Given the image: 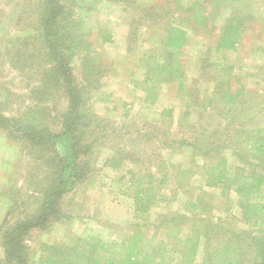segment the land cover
Listing matches in <instances>:
<instances>
[{"label":"rangeland","instance_id":"rangeland-1","mask_svg":"<svg viewBox=\"0 0 264 264\" xmlns=\"http://www.w3.org/2000/svg\"><path fill=\"white\" fill-rule=\"evenodd\" d=\"M60 2L69 16L58 22V41L79 89L80 123L87 125L80 131L79 141L91 149L81 157L87 162L85 182L57 202V213L46 226L26 234L28 264L37 262L44 242L68 243L78 235L120 240L128 235L141 221L134 216L130 194L135 186L129 182L130 177L149 170L158 182L161 164L168 167L169 179L158 189L173 200L155 207L151 221L172 209L188 214L182 221L190 228L195 227V212L197 217H207L205 224L222 223L236 233L248 228L240 220L233 192L222 187L194 188L202 180L200 174L184 182L189 184V191L178 189L181 177L176 178L177 170L171 165L200 169L206 158L177 142L173 148L167 145L182 137L194 142L202 131L215 133L223 141L241 129L244 117L233 118L238 109L230 112L218 92L222 81L228 80L234 93L237 88L245 91L242 99L249 102L245 112L257 116V124H264V53L257 51L258 47L264 49V0ZM38 4L39 0H0V113L46 135L61 130L69 96L64 82L57 83L54 76L48 87L43 83L46 89L40 85L41 68L51 60L43 47ZM142 7L153 9L151 17L140 14ZM230 16L243 22L242 40L236 49L217 50V36ZM170 18L180 19L177 23L187 30L188 41L172 60L184 74L182 90L170 68L163 67L160 79L157 76L145 81L159 56L162 63L165 60L167 49L159 46V40ZM104 34H111L113 41L103 43ZM89 52L101 55L95 64L106 70L99 72V87L88 84L82 70V56ZM233 65L236 68L230 69ZM152 92L154 99L149 97ZM205 103L211 104L210 111ZM218 124L222 125L215 132ZM54 156L47 144L37 143L16 127L0 122V264H5L2 232L34 215L41 189L54 176L50 173ZM229 156L234 160L231 153ZM133 157L138 159L136 163ZM199 194L204 195L203 207L195 211L184 204ZM257 199L264 200V187ZM232 215L239 222L230 220ZM245 235L249 242L250 237ZM201 240L205 242L204 237ZM202 257L200 254L196 260Z\"/></svg>","mask_w":264,"mask_h":264},{"label":"trees","instance_id":"trees-1","mask_svg":"<svg viewBox=\"0 0 264 264\" xmlns=\"http://www.w3.org/2000/svg\"><path fill=\"white\" fill-rule=\"evenodd\" d=\"M123 1L127 2V0ZM37 10L41 20L40 34L43 47L51 60V63L49 61V64L41 68L40 85L43 87L45 82L48 87L52 76L57 83L63 81L69 96V105L61 121V130L46 135L40 134L36 129L30 130L21 121L13 122L0 113V122L16 127L27 138L37 143L47 144V148L55 154L51 159L55 162V166L50 168V173L54 172V176L51 182L41 189V200L34 215L18 220L2 232L5 264H28L30 249L24 243L26 234L46 226L51 216L57 213V202L85 182L87 162L81 157L91 149L90 145L81 144L79 141L80 131L86 130L87 125L80 123L79 89L73 81L72 69L67 62L65 52L60 48L57 36L58 22L65 15L69 16V13L65 11L60 0H39ZM140 10V14L145 18L153 14V9L149 7H142ZM235 20H237L235 16H230L221 34H218L215 45L217 50L236 49L240 44L243 22ZM177 21L170 18L165 34L161 41L159 40V46L167 49L165 60L162 63V55L159 56V62L148 70L145 81H153L155 77L161 75L163 67L170 68L172 73L177 75L179 88L182 90L184 74L180 72V66H174L172 60L188 41V37L187 30ZM64 29L66 31L68 27ZM101 41L112 42L113 37L111 34H104ZM259 48L257 51L263 50L264 53V49ZM92 52L82 56V70L88 84L99 87V79L102 76L100 73L106 70L101 71L99 66H96L95 63L100 60L101 55ZM234 68L235 65L230 67V69ZM158 77L157 80L160 79V76ZM236 78L239 80L241 76L238 75ZM220 85L218 92L221 93L220 96L223 97L230 112L238 109L236 117L233 118L244 117L240 124L241 129L235 130L233 138L231 134L229 139L223 141L218 140L215 133L204 134L202 131L199 132L198 138L195 137L194 142L182 137L172 140L173 142L167 147L173 148L174 143L177 142L178 146H188L193 152L198 151L206 158L200 169L171 165L177 170L176 178L181 177L178 189L189 191V184L184 182L193 175L200 174L202 180H199L200 183L194 188L222 187L233 192L238 202L240 220L248 225V228L236 233L230 226H224L222 223L221 225H213L212 222L205 224L208 222L207 217H197V212L194 215L195 227L190 228L182 221L188 219V214H180L172 209L167 210V213H159L151 221V213L155 207L163 203L170 204L173 200L167 199L159 190L167 185L169 179L168 167L161 164L159 166L161 177L158 182L155 173L149 170L144 173L142 171L134 173L130 177L129 182L135 186L134 192L130 194L133 197L134 216L141 221L134 224L136 228L128 235L120 240H106L96 236L86 238L78 235L72 237L68 243L44 242L40 246L39 258L35 264H264V200L257 199L264 187V124H257L255 122L257 116L245 112L249 102L242 99L245 93L243 89L237 88L235 93L232 92L228 80L222 81ZM149 97L154 99V93L152 92ZM208 105L210 111V103H205V109H208ZM40 113L43 117V112ZM221 125L218 124L215 132ZM93 129L92 132L95 133L94 123ZM226 148H230V152H227ZM230 153L234 160H231ZM137 161L138 159L133 157V162ZM128 189L126 188L125 192ZM203 197V194H199L195 200L194 197H190L184 204H187L188 208H194L191 210L199 209L203 207ZM68 217L72 218L70 215ZM230 218L233 222H239L234 215ZM244 234L250 237L249 242ZM201 237H204L205 242ZM213 237L215 239L210 241ZM200 254L204 257L196 260Z\"/></svg>","mask_w":264,"mask_h":264}]
</instances>
